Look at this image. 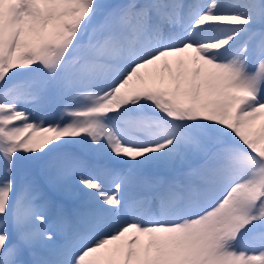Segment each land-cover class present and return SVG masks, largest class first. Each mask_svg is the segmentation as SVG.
<instances>
[{
    "label": "snow or ice",
    "instance_id": "snow-or-ice-1",
    "mask_svg": "<svg viewBox=\"0 0 264 264\" xmlns=\"http://www.w3.org/2000/svg\"><path fill=\"white\" fill-rule=\"evenodd\" d=\"M0 264H264V0H0Z\"/></svg>",
    "mask_w": 264,
    "mask_h": 264
}]
</instances>
